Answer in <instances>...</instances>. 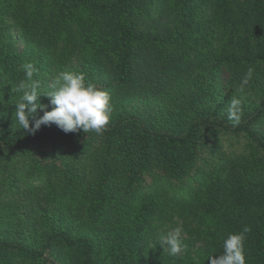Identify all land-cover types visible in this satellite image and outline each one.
<instances>
[{
	"label": "trees",
	"instance_id": "16d2710c",
	"mask_svg": "<svg viewBox=\"0 0 264 264\" xmlns=\"http://www.w3.org/2000/svg\"><path fill=\"white\" fill-rule=\"evenodd\" d=\"M76 58L111 96L105 130H23L24 65L46 93ZM263 72L264 0H0V208L21 213L0 264H210L239 233L264 264ZM174 224L177 256L156 237Z\"/></svg>",
	"mask_w": 264,
	"mask_h": 264
},
{
	"label": "clouds",
	"instance_id": "9594fccd",
	"mask_svg": "<svg viewBox=\"0 0 264 264\" xmlns=\"http://www.w3.org/2000/svg\"><path fill=\"white\" fill-rule=\"evenodd\" d=\"M26 80H21L14 91L22 93L15 103L13 113L15 121L23 130L35 134L42 126L55 124L65 133L83 131L101 134L109 123L113 111L111 96L93 83H86L83 73L61 72L50 85L51 90L39 92L38 82L33 80L37 69L33 64L24 65ZM254 69L249 67L241 81V89L249 83ZM46 96L49 104L40 102V97ZM51 106V110H48ZM43 115L36 118L37 112ZM228 119L233 126L241 122V101L233 97L228 105ZM248 231L247 228L244 232ZM182 226H177L160 237V244L172 256L179 255L183 248ZM243 233L229 234L223 242V254L219 257L210 255V264H246L243 251Z\"/></svg>",
	"mask_w": 264,
	"mask_h": 264
},
{
	"label": "rangeland",
	"instance_id": "374dc122",
	"mask_svg": "<svg viewBox=\"0 0 264 264\" xmlns=\"http://www.w3.org/2000/svg\"><path fill=\"white\" fill-rule=\"evenodd\" d=\"M17 46L19 47L20 50H23V48L25 47L24 41L21 38H19V37L17 38ZM79 68H80L79 59L76 58V59L73 60V62L71 64H69L66 67L65 71L79 73ZM261 78H262L263 84H264V72H263V76L261 75ZM54 80L55 79H52L49 82V88H50V85L52 84V82ZM241 81H242L241 78H236L234 82L240 83ZM50 90H51V88L49 89V91ZM260 91L259 90L254 91V93L252 94V98H253V102L254 103L259 101V97H260V94H261ZM45 98L49 99L46 96L44 97V99ZM120 102H121L120 104H122V106H120V108L123 107V111L129 112V113H131L132 111L137 112L138 109L141 108V104L138 103L137 101L129 102V101L121 100ZM171 191L175 192L174 190H171ZM16 209L17 208L13 204L10 205V206H6V207L0 208V219L3 220V222H0V233L8 231V229H10V228L18 230V227H19L18 223H20V218H17V216L20 217L21 213L18 212V211L16 212L15 211ZM177 226H178V224H174V225H170V226L165 227L161 233L157 234V236H156L157 239L160 240V237L162 235L166 234L167 231H169V230H171V229H173V228H175Z\"/></svg>",
	"mask_w": 264,
	"mask_h": 264
}]
</instances>
